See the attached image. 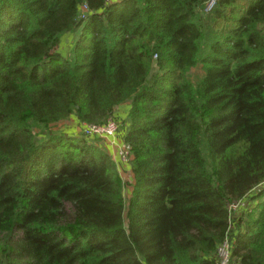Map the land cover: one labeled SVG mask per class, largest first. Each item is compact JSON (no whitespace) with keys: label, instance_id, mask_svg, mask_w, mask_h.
Here are the masks:
<instances>
[{"label":"trees","instance_id":"obj_1","mask_svg":"<svg viewBox=\"0 0 264 264\" xmlns=\"http://www.w3.org/2000/svg\"><path fill=\"white\" fill-rule=\"evenodd\" d=\"M207 1L0 0V264H218L227 238L264 264V0ZM123 103L128 200L107 152L52 130Z\"/></svg>","mask_w":264,"mask_h":264},{"label":"built area","instance_id":"obj_2","mask_svg":"<svg viewBox=\"0 0 264 264\" xmlns=\"http://www.w3.org/2000/svg\"><path fill=\"white\" fill-rule=\"evenodd\" d=\"M216 4V0H208L202 8V11L207 13L211 11ZM83 16V14L81 15ZM80 131L83 135L89 138L102 137L105 138L111 146H116L117 152L119 153L123 162H129L130 159V146L128 143L123 141L118 131V126L114 118L109 119L105 124L88 125L80 124ZM243 203H235L229 205L231 214L240 212ZM217 260L218 264H232L231 258V239L227 238L217 247Z\"/></svg>","mask_w":264,"mask_h":264},{"label":"rangeland","instance_id":"obj_3","mask_svg":"<svg viewBox=\"0 0 264 264\" xmlns=\"http://www.w3.org/2000/svg\"><path fill=\"white\" fill-rule=\"evenodd\" d=\"M81 13V12H80ZM80 15V18L82 17V13L79 14ZM77 34L78 33H74V32H69V34H65L67 35V38H65L66 36L63 35L61 37V42L62 44L65 46V47H70V44L73 43L76 38H77ZM69 36V38H68ZM68 58L69 59H72V50H70V52L68 53ZM202 74V69H201V65H197L195 68H193L189 74V78L195 82L199 77L200 75ZM115 115H116V118H115V121H116V124L118 126V131L120 132V129L122 128L121 126V123H123L121 116H119L118 114V111L115 112ZM118 116V117H117ZM78 129V124H76V127L73 129L72 128V120L71 118H66L65 120H62L60 122H58L57 124H55L53 127H52V130L55 131V132H65V131H70V134L72 136H78L80 135L81 131V127L79 130ZM76 130V131H75ZM67 133V132H65ZM121 136V135H120ZM122 139V137H121ZM89 141L95 143L96 145H98L99 147H101L105 152H107L111 158L116 162V165L119 169H121V172H122V167H124V165H128V167H130V163L129 162H123L121 160V157L119 155V153L117 152V148L116 146L114 145L113 146V149L111 147L110 150L106 149L105 148V144L107 143L108 145H110V143L105 139V138H102V137H93V138H90L88 139ZM131 170V168H130ZM122 177V180L125 184V187H124V190H123V195L125 197L126 200H128V198L130 197L131 195V191H132V186L130 184H127L129 181L127 180V177L124 175V172H122V174L120 175ZM131 178H133V175L131 176ZM132 181H134V178L132 179ZM132 183V182H131ZM264 188V183L257 187L256 190L251 194L252 195H255L256 192L260 189H263ZM249 198H247V200L243 201V205L247 206V207H250V203L248 201Z\"/></svg>","mask_w":264,"mask_h":264},{"label":"crops","instance_id":"obj_4","mask_svg":"<svg viewBox=\"0 0 264 264\" xmlns=\"http://www.w3.org/2000/svg\"><path fill=\"white\" fill-rule=\"evenodd\" d=\"M65 34H69V33H65ZM65 34H64V35H65ZM65 36H66L65 38H67V35H65ZM68 38H69V36H68ZM71 47H72V43L70 44V47H65V46L62 44V42H61V43H60V48H59V50H60V52L62 53V55L68 57V53L70 52ZM129 108H130V104H129V103H123V104H121V105H119V106L116 107L115 112L118 111L119 116H121L120 119L125 120V119L127 118ZM115 116H116V115H115ZM117 117H118V116H117ZM68 118H71V120H72V128L74 129V128L76 127V124H78V129H77V130H79V129H80V124L77 122L76 118H75L74 116H70V117H68ZM75 131H76V130H75ZM65 132H67V134L71 135V134H70V131H65ZM104 146H105V148L108 149V150H110L109 147H111V148L113 149V146L108 145L107 143H106ZM110 151H111V150H110ZM117 169H118V172H119L120 175L122 174V172H124V175L127 177V180H128L130 183L133 182V181H132L133 178H131V176H132L133 174H132V172H131V170H130V167H128V165H124V167H122V172H121V169H119L118 167H117ZM249 201H251L252 204H254V203L256 202V200H254V199H253V201H252L251 199H250Z\"/></svg>","mask_w":264,"mask_h":264}]
</instances>
